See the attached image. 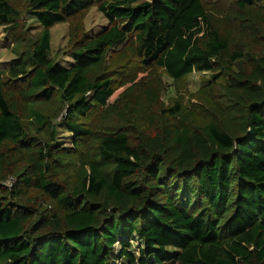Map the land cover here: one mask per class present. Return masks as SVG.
Wrapping results in <instances>:
<instances>
[{
	"label": "trees",
	"instance_id": "16d2710c",
	"mask_svg": "<svg viewBox=\"0 0 264 264\" xmlns=\"http://www.w3.org/2000/svg\"><path fill=\"white\" fill-rule=\"evenodd\" d=\"M231 6L0 0V264H264V0ZM194 72L218 85L190 122L160 98Z\"/></svg>",
	"mask_w": 264,
	"mask_h": 264
},
{
	"label": "rangeland",
	"instance_id": "374dc122",
	"mask_svg": "<svg viewBox=\"0 0 264 264\" xmlns=\"http://www.w3.org/2000/svg\"><path fill=\"white\" fill-rule=\"evenodd\" d=\"M206 3H211L215 9L221 12H228L232 10L231 0H205ZM107 21L104 16L97 11V9L91 8L84 19V28L89 33L99 32L105 25ZM35 21L33 19H27L26 27H35ZM39 29L33 28L31 33H35ZM50 32V51L51 56L56 59V63L63 67H69L72 60L69 57H64L61 55L67 47L68 44V24L61 23L56 24L49 30ZM13 55L10 52L9 41L7 33L3 27L0 28V69L6 67V64L11 61ZM131 70L133 69L130 67ZM211 84L213 91L217 87V80L211 79V72H194L189 75L181 83H173L172 80L168 79L166 76L163 77L164 90L161 94L160 105L164 109H169L173 105V101L180 100V104L185 111L190 122H194L199 113L204 110L210 99V95H207L208 84ZM212 91V90H210ZM110 123V122H109ZM74 171L71 170L68 174L66 172L58 176L59 180L64 183H72L74 179ZM11 177V176H10ZM26 199H21V202L25 203ZM27 204H38L41 209H49L51 203L43 199L36 191L31 190L28 195ZM134 246V244H132ZM131 247V250L138 256L136 247ZM117 248V246H116Z\"/></svg>",
	"mask_w": 264,
	"mask_h": 264
},
{
	"label": "built area",
	"instance_id": "2783aa9c",
	"mask_svg": "<svg viewBox=\"0 0 264 264\" xmlns=\"http://www.w3.org/2000/svg\"><path fill=\"white\" fill-rule=\"evenodd\" d=\"M13 182V177H8L2 184H4L5 186H11Z\"/></svg>",
	"mask_w": 264,
	"mask_h": 264
}]
</instances>
